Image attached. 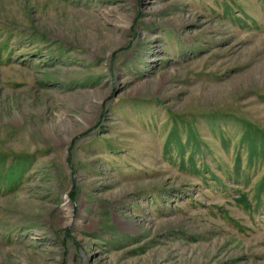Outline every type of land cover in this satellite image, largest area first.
I'll use <instances>...</instances> for the list:
<instances>
[{"label":"rangeland","instance_id":"rangeland-1","mask_svg":"<svg viewBox=\"0 0 264 264\" xmlns=\"http://www.w3.org/2000/svg\"><path fill=\"white\" fill-rule=\"evenodd\" d=\"M0 264H264V0H0Z\"/></svg>","mask_w":264,"mask_h":264}]
</instances>
